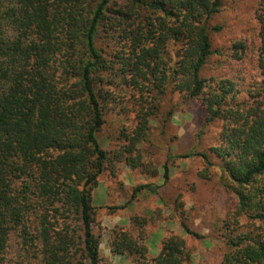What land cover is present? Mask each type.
<instances>
[{
  "label": "trees",
  "instance_id": "trees-1",
  "mask_svg": "<svg viewBox=\"0 0 264 264\" xmlns=\"http://www.w3.org/2000/svg\"><path fill=\"white\" fill-rule=\"evenodd\" d=\"M220 6L221 0H0V264H100L91 190L110 160L97 133L119 85L135 94L137 124L119 154L131 167L154 101L167 89L198 100L204 124H220L217 144L198 153L205 163L200 176L217 165L236 195L235 222L244 216L256 223L245 232L230 229L221 264H264V79L239 99L230 78L202 76L215 52L210 31L219 30L209 21ZM253 16L264 74V0H256ZM243 48L234 43L236 57ZM157 187L140 184L130 200ZM130 222L133 232L111 229V253L135 264L189 258L176 234L151 255L146 219Z\"/></svg>",
  "mask_w": 264,
  "mask_h": 264
},
{
  "label": "rangeland",
  "instance_id": "rangeland-1",
  "mask_svg": "<svg viewBox=\"0 0 264 264\" xmlns=\"http://www.w3.org/2000/svg\"><path fill=\"white\" fill-rule=\"evenodd\" d=\"M255 4L256 0H221L220 10L209 21L210 27L217 25L219 30L210 31L215 52L208 58L202 76L230 78L240 90L239 99L244 98L252 84H260L264 79L257 65L260 39L253 16ZM236 41L244 44L239 58L234 53ZM115 91L120 95L105 103V121L97 133L110 164L91 190L92 231L100 236V264H135L108 248L111 229L135 230L130 222L133 216L146 219L144 242L151 255H157L164 237L176 234L184 240L189 253L182 264H221L228 249L226 236L230 229L238 225L245 232L256 223L244 216L235 222L236 195L217 165L209 168V177L200 176L205 163L198 153H209V147L217 144L220 124H204L205 111L198 100L167 89L154 101L157 105L148 117L146 137L132 153L138 165L131 167L126 163V153L119 154L128 143L125 135L137 124L134 92L120 85ZM212 160L215 162L216 158ZM164 166L167 178L163 175ZM140 184L158 187L155 193L141 189L130 200L133 189ZM119 206L122 207L116 208ZM181 222L199 237L185 233ZM17 252L12 244L9 257L15 259Z\"/></svg>",
  "mask_w": 264,
  "mask_h": 264
}]
</instances>
